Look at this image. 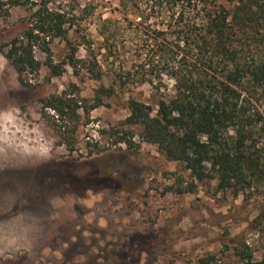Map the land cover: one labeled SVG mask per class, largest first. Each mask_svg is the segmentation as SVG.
<instances>
[{"label":"rangeland","instance_id":"obj_1","mask_svg":"<svg viewBox=\"0 0 264 264\" xmlns=\"http://www.w3.org/2000/svg\"><path fill=\"white\" fill-rule=\"evenodd\" d=\"M77 1L78 11H90L91 0ZM97 2L70 43H51L60 73L36 49L42 66L28 85L1 45L27 28L29 11L0 19V264H201L210 256L209 264H244L236 251L245 245L261 259L264 185L235 196L218 191L217 180L197 181L194 192L180 193L192 181L184 164L122 124L129 98L156 113L174 93L173 54L158 51L155 39L171 43V33L156 32L170 19L126 21L115 0ZM101 15L112 19L113 52L99 33ZM101 86L114 94L91 112L81 108L77 130L44 109V98L62 93L90 106ZM256 104L264 114V102ZM131 134L137 147L115 143Z\"/></svg>","mask_w":264,"mask_h":264},{"label":"trees","instance_id":"obj_2","mask_svg":"<svg viewBox=\"0 0 264 264\" xmlns=\"http://www.w3.org/2000/svg\"><path fill=\"white\" fill-rule=\"evenodd\" d=\"M115 1L126 21H131L130 15L142 22L168 17L167 30L156 32L171 33V43L155 38L156 48L172 53L174 60L169 68L175 81L173 95L159 100L156 113L150 104L129 98V115L122 124L138 127L141 140L184 164L192 181L177 188L180 193L194 192L197 181L217 180L218 191L235 196L263 186L264 114L256 103L264 102V0ZM98 3L91 0L90 11L86 7L78 11L77 0H0V19L17 8L29 11L27 28L1 45L22 85L30 84V75L41 70L36 49L47 55L53 73H60L50 58L51 43L55 39L70 43L71 31L88 14L95 15ZM100 21L104 47L113 52L112 19L101 15ZM94 73L101 78L99 71ZM113 94L112 88L101 86L90 106L65 93L52 94L42 103L58 118L71 119L77 130L79 110L91 112ZM121 142L137 147L133 134L119 136L115 143ZM236 253L244 264H264V256L254 259L247 245ZM215 260L210 256L200 263Z\"/></svg>","mask_w":264,"mask_h":264}]
</instances>
